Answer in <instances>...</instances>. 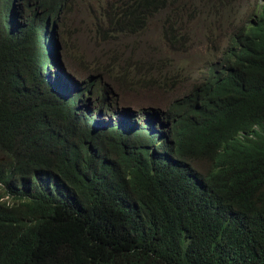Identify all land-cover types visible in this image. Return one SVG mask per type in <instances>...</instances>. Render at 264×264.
I'll use <instances>...</instances> for the list:
<instances>
[{"label":"trees","instance_id":"obj_1","mask_svg":"<svg viewBox=\"0 0 264 264\" xmlns=\"http://www.w3.org/2000/svg\"><path fill=\"white\" fill-rule=\"evenodd\" d=\"M63 1L38 15L19 3L16 26L0 0V264H264V0L238 21L243 0H100L105 69L133 93L174 92L142 126L105 86L90 93L100 74L70 95L46 69ZM183 14L231 30L204 55L157 65L189 41ZM149 24L153 42L139 47ZM93 93L100 109L88 112L79 100Z\"/></svg>","mask_w":264,"mask_h":264},{"label":"rangeland","instance_id":"obj_2","mask_svg":"<svg viewBox=\"0 0 264 264\" xmlns=\"http://www.w3.org/2000/svg\"><path fill=\"white\" fill-rule=\"evenodd\" d=\"M26 1L27 0H12V15L10 21L14 22L16 26L19 24V19L17 17L19 3ZM31 1L32 3L30 2L29 4L30 8L34 10V5L36 3V13L37 15L40 14V9L43 8L42 5L44 4V0ZM246 1L247 0H243L241 5L238 3L235 4L233 11L236 14L233 17V21L240 20V15L243 13L242 10L248 6L245 3ZM255 1L256 0H249L250 3H254ZM195 5L198 7L196 3ZM75 9H77L78 12L74 13ZM26 11L27 9L23 8V12L26 13ZM197 12L194 14L196 15ZM55 13H57V17H54ZM99 13H102L100 0H64L59 9L56 8V11L50 14L48 37L51 36L55 44L53 47L54 50L57 48V57L56 59L54 58V60L56 63L57 61L59 62V67L57 68L55 65H52L48 70L52 73L55 72L58 75V78H61L63 81L68 83V85L72 88L70 89V95L75 94L79 91V89L84 88L86 84L89 83V77L95 76V74H100V84L96 82L90 88V93L95 92L96 89L100 88V86H105L111 91L108 95L107 102H110L111 106L118 108L128 107V105L132 106L130 108L132 109L133 120L138 124V126H142L141 124L145 122L147 123V121H145V117L140 116L147 111L152 114L157 107H161L169 103V100H171L174 96V92L171 91L166 93L164 88L153 91L139 90L138 93H133L128 85V82H125L120 86V77H122V74L118 72L117 67H114L111 72H109L108 69H105L107 64L106 59L111 57L112 54L106 56L104 55V52L110 49V45L107 43H97L93 39V37L99 36V32L95 27L100 19ZM192 17L193 16L189 17L187 14H183L182 22L186 23V28L181 31L180 34L190 35L189 41H182L180 46H176L178 49L182 47L183 50L180 53L174 52L173 49L164 51L162 56L163 60L158 61L157 65L163 66L169 64L171 59L177 60L180 57L190 60L196 53L204 55L208 53L209 49L214 50L213 42L216 39H220L221 33L229 32L231 30L228 29L220 31L217 24L212 21L213 18L210 19V24L206 29L199 27L196 28L193 22L194 18ZM54 19L55 24L53 23ZM226 23H229V20L226 19ZM53 24L54 29H52ZM155 34V25L149 24L141 35L136 37L139 47H143L147 43L150 44L149 42L151 41L153 42L152 39ZM47 43L49 46V39ZM165 48L167 47L163 46L161 50ZM146 51H148V48ZM52 52L56 55V50ZM155 55L158 56L157 53H151L150 55L154 62V58H157ZM51 57H49V59ZM148 67L149 65L141 67L140 63L139 70L134 68L133 72L143 70L145 73L144 69ZM139 74L142 73L139 72ZM124 76L125 75H123V77ZM53 79L54 77L52 76V80ZM131 81H133V79H131ZM116 87H120L123 93L116 89ZM178 89L180 91H188L190 86L180 84ZM116 93L120 94L119 98H124L126 103L119 102V104H114L116 100L113 96H115ZM79 102L88 103V106L85 107L88 112L94 111V108L100 109L97 107V103H95L97 101L95 100L94 93L93 95L83 96V98H80ZM112 118L113 117H110L109 114L103 110V114L99 115L98 118H95V120L107 123L110 119L112 120ZM160 120L163 121V118ZM152 131L155 133L158 132L154 126L152 127Z\"/></svg>","mask_w":264,"mask_h":264},{"label":"clouds","instance_id":"obj_3","mask_svg":"<svg viewBox=\"0 0 264 264\" xmlns=\"http://www.w3.org/2000/svg\"><path fill=\"white\" fill-rule=\"evenodd\" d=\"M49 23V22H48ZM12 24H15L14 22H12ZM52 29H54V27L52 26ZM46 36L48 37V26H47V30H46ZM49 38V46H48V44H47V49H48V52H49V55H48V65H47V70L50 68V66H56L57 68L59 67V62L57 61V63H56V61L54 60V58L56 59V57H57V48H55V50H56V55L52 52V51H55L54 50V42H53V40H52V38H51V36H49L48 37ZM50 53H51V55H50ZM52 56V57H51ZM49 57H51L50 59H49ZM53 58V59H52ZM52 62V63H51ZM52 64V65H51ZM49 71V70H48ZM50 72V71H49ZM52 73V72H51ZM54 74H56L55 72H54ZM57 75V74H56ZM54 77V76H53ZM57 78H58V75H57ZM59 80H62L61 78H58ZM63 81V80H62ZM51 82L53 83V84H55V85H58V80L54 77V79L52 80V78H51ZM65 82V81H64ZM66 84H68L67 82H65ZM155 115V114H154ZM155 120H157L158 122L160 121V119H158L157 117H155V119L154 120H152V122H154ZM157 125H154V127H156Z\"/></svg>","mask_w":264,"mask_h":264}]
</instances>
